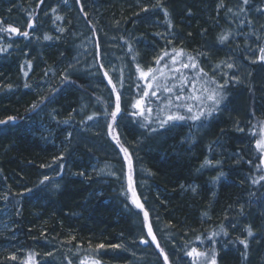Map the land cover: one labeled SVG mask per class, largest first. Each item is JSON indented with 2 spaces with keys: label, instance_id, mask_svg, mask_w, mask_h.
<instances>
[{
  "label": "trees",
  "instance_id": "16d2710c",
  "mask_svg": "<svg viewBox=\"0 0 264 264\" xmlns=\"http://www.w3.org/2000/svg\"><path fill=\"white\" fill-rule=\"evenodd\" d=\"M150 2L70 0L67 5L62 0H0V27L12 26L21 33L28 32L27 37L0 32V121H7L0 124V207L9 209L7 213L14 226L9 236L0 234V264H21L10 262L8 256V251L18 241L29 246L32 239L52 237L84 247L101 244L112 247L129 240L136 232L132 217L116 202V194L110 193L96 178L83 174L96 159H103L97 150L77 145L74 156L59 161L70 164L69 171L62 172L60 189L48 194L40 186L43 168L60 156V149L37 134L31 121L35 108L41 101L52 99L47 113L52 112L60 129L66 131L69 127L64 122L72 121L69 113L76 97L79 93H90L81 76L63 73L73 49L60 40L67 34L64 32L67 24H72L77 12L85 24H90L93 38L98 34L90 19H99L103 29L123 26V32L129 34L123 42L126 55L132 56L136 46L139 56L132 58L138 63L174 51L193 57L199 69L204 67L205 59L211 64L227 58L231 62L247 63L243 48L247 50L257 45L259 38L260 42L263 39L262 32L258 39L253 35L246 39V33L249 29L254 32L258 20L264 22V0H249L246 5L242 0ZM221 36L228 39L221 41ZM98 46L100 48L99 41ZM254 72L246 87L240 85L241 82H226L221 86L219 80L213 78L216 87L223 88L227 94L198 139L191 122L177 127L164 126L157 129L160 135L150 134L136 153L140 163L151 173L146 193L151 210H147L148 214L159 217L180 234L201 228L190 239L191 245L198 246V238L203 242L217 240L224 250L219 264H245V249H242L245 245L240 240L224 237L227 235L221 225V222L225 224L224 216H233L237 223L246 222L245 229L250 228L251 232L261 222L256 207H261L264 200L262 203L254 199L264 189L259 165L235 160L237 151H241L243 159L248 157L239 145L245 138L242 135L249 134V141L254 136L251 125H247L242 134L234 127L247 117L257 118L252 102L257 88ZM32 103H36L35 108H29ZM222 108L225 112L223 109L220 113ZM262 111L264 113V107ZM123 130L130 141L136 142L132 126L124 125ZM219 170L225 172L226 180L216 175ZM245 192L250 194L249 202ZM203 221L214 228L203 229L204 225L200 224ZM259 230L255 229V237ZM259 245L251 246L248 264H264V241L260 248ZM101 258V264H113L117 259L123 261L108 255ZM183 259L189 260L186 256Z\"/></svg>",
  "mask_w": 264,
  "mask_h": 264
},
{
  "label": "rangeland",
  "instance_id": "374dc122",
  "mask_svg": "<svg viewBox=\"0 0 264 264\" xmlns=\"http://www.w3.org/2000/svg\"><path fill=\"white\" fill-rule=\"evenodd\" d=\"M62 1L67 5L70 4V0ZM150 1V3H155L159 0ZM74 8L76 10V7ZM94 13L93 11V14ZM80 15L81 14L77 12V14L74 15L72 24L70 25L68 22L67 29L64 31L67 32V34L60 40L61 43L66 42V45L73 49L72 56L63 73L65 76H81L86 81L85 87L89 89L90 93H79L76 97L75 105L69 113L72 121L64 122V125L69 127L66 131L60 129L52 112L47 113V108L51 104L52 99H49L45 103L41 101L35 108L34 116L31 121H33L37 134L41 138L55 143L60 149V156L43 168L40 176V181H43V183H41L40 186L41 188L44 187V190L48 194H54L60 189L62 172H68L70 164L59 161L64 159V157L66 158V156H74L77 145L97 150L100 152L103 159H96L89 165L88 169L83 174L96 178L98 183L109 188L110 193L116 194V202L121 205V210L124 213L132 217L133 224L136 226V232L132 238L122 241L121 244L112 247L104 246L102 248L97 246L84 247L79 244L74 245L66 240L52 237H42L38 241L32 239L29 246L25 244L21 245L20 241H18V244L12 245V250L8 251L9 261L21 264L29 260L31 264H80L81 260L87 259L89 264H91V260L94 259L101 264V257L108 255L113 259L120 257V259L123 260L120 261L117 259L116 263L113 264H165L164 255L166 254L168 256V264H192V258L187 256L186 253L193 247V245H191L193 243L190 239L193 238L201 228L189 229L190 231L180 234L174 232L169 226H166L165 223L155 215H149L148 220L145 221L144 212L147 210L151 211L148 204L149 201L146 198V193L150 186L149 180L151 178V173L140 163L136 153L140 144H142L150 134L160 135L161 133L159 134L157 129L164 126L177 127L181 123L186 124L191 122L193 123L192 128L196 135L195 137L198 139L205 133L210 117L215 115L218 109L215 107V110L212 111L210 116L201 117L199 121L186 119L184 121L168 123L161 126L158 119L164 118L169 111V109H165L163 112L161 111V109L164 108L162 99L169 95L161 90L158 91L159 99L156 97L145 98V107L152 108L151 114L145 112L144 116L139 115V110L134 108L133 105L141 98L146 81L140 78V73L137 71V68L139 67L146 71L151 67L153 69H160L165 76H178L179 73L170 72V68L180 67L179 64L172 65L171 57L176 56L178 61L183 60V62L188 63L187 60L189 56L184 54L183 56H179L177 53L181 51H174L170 55L160 53L153 59L146 62L140 60V63H138L134 59L139 56L136 46L134 47L136 52H133L132 56L126 55V46L123 45V42L124 39L127 37L129 38V34L123 32L122 25L124 24H120L122 27L106 26V28L103 29L99 19H90L96 27L95 31L98 34L97 39L92 37L90 24H85L82 15ZM91 28L94 29L93 27ZM260 29L264 31V22L262 20H258L255 24L254 32L249 29L246 33V39L251 35L255 36V39H258L261 32L263 34V39L260 42L259 38L257 45L250 46L247 50L243 48L244 52L247 53V63H241L239 61L231 62L232 60L227 58L217 64H211L210 60L205 59L206 61H203L204 67L200 68L206 72V75H202L198 71V66L197 69L181 68L180 70L181 73L188 76L190 80L196 77L195 80H192V83L195 84L196 92H193L192 84H188L183 93L185 97L184 102L195 106L193 108L194 113L199 108H204L205 111H207L208 108L213 106L212 102L207 99H204L203 103L188 99V97L192 95L206 97L207 93L200 91L202 86L218 90L220 95L224 98L227 94L225 93L226 90L223 88L219 90L216 87L214 79H218L221 86L226 82H232L233 84H240L241 82L240 85L246 87L253 71L256 72H254V77L255 86H257V88L254 86L255 94L251 97L254 107L258 112L257 118H255V116H253L252 119L247 117L245 122L242 121L243 124L237 123L238 125L236 124L234 126L240 129L241 134L244 132L247 125L254 127L251 130L254 136L250 137V140L253 142L249 141L248 134L242 135L245 136L246 139L242 138L243 141L239 143L242 147V152L247 154L248 157L243 159L241 151H237L235 159L238 163L241 160L246 161L247 165L249 164L251 166H254L253 164L258 166L257 160L261 156V153L255 148V141L264 134L262 133L264 121H261L264 116L262 111V107H264V61L259 59L261 55L259 48L264 47V32ZM98 41L101 50L98 46ZM95 53H97V55ZM161 56H163L164 59L160 64H157L156 60ZM0 59H2V56H0ZM228 64H232L233 67L228 68ZM165 65H168V67H165ZM104 72L108 73L107 77L104 76ZM157 74L159 75V73ZM109 78L112 80V84L108 83ZM169 83H176L179 85L180 81L170 80ZM113 84L116 86L115 92L112 90ZM48 91H52L50 86L48 87ZM117 94L120 95L121 112L117 115L116 120L113 121L111 112L115 110ZM174 95L175 93H173V96ZM36 103H32L29 108L33 107ZM236 104L237 101L235 105ZM224 108L220 109L219 112L221 113ZM225 109L223 112H225ZM171 110L175 111V109ZM179 112L188 115L184 108L179 109ZM133 113L137 114L133 115ZM89 116H93L94 118L89 120ZM110 124L112 125L111 129L109 128ZM128 124L132 126L136 132L134 140L136 142L130 141L124 133L123 126ZM113 137L117 139H113ZM117 140L119 143H117ZM121 147L128 150L131 158L132 186L136 192V198L143 205L142 209L138 208L133 203L132 194L128 191L129 167L128 161L121 151ZM258 169L259 172L262 173L259 166ZM255 173L256 172H254V174ZM216 175L222 176L221 178L225 179V172H222V170L217 171ZM45 177H48V179L45 180ZM190 189L193 190L194 187L192 186ZM249 196L250 194L245 192L246 201L250 200ZM257 198L263 203L264 189L260 191L258 197L254 199L257 200ZM256 209L259 210L257 218L261 220L260 224L255 226V229H260L256 237L253 235L255 234L254 228H252V234L249 235L248 231L245 229L248 224H245L246 222L243 221L240 222V220L239 223H237L238 221L232 219L233 216L231 215L230 217H228V215L224 216L223 221H225V224L221 222L223 231L227 233V235L224 236L227 240H243L247 244V247L244 246L242 248L245 249L243 260L245 264H248V259L251 257V246L256 248L254 245L263 244L264 241V204H262L261 207H256ZM0 210V234L7 233L9 236V233L14 227L12 226L13 223L10 219V215L7 213L9 209H5L1 206ZM253 214L256 215V211H254ZM253 214L252 217H250L252 219ZM250 218L248 220L249 222L251 221ZM148 224L151 225L153 234L156 237L155 243H153L151 237L147 235ZM200 224L204 225L203 229L207 231L214 228V226L211 228V225L206 224L204 221ZM198 239L196 240L198 241L196 242L198 246L195 247L200 251L203 250L209 253L214 252L216 262L219 264L220 256L224 252L223 247H220L218 244L219 242L212 239L203 242ZM255 239H257L256 242L252 244ZM142 240H148L149 243L143 244L141 242ZM35 242H39L41 244L40 247L35 245ZM157 244H159V247H157ZM262 244L259 245V248ZM42 245L44 247H42ZM161 249H163V253H161ZM236 251L238 252V250ZM13 255L17 257L16 260L11 259ZM184 256L189 260L183 259Z\"/></svg>",
  "mask_w": 264,
  "mask_h": 264
},
{
  "label": "snow or ice",
  "instance_id": "6c2138e0",
  "mask_svg": "<svg viewBox=\"0 0 264 264\" xmlns=\"http://www.w3.org/2000/svg\"><path fill=\"white\" fill-rule=\"evenodd\" d=\"M77 2H79V0H77ZM243 4H248L249 0H242ZM229 11H231V9H229ZM59 18V17H58ZM32 25L29 24V28H31ZM2 31H8L9 33H15L18 35H22L24 37L28 36V32H20L18 28L16 27H12L9 26L7 29H4L3 27H0V32ZM45 39H48V37L46 36ZM221 41H225L228 39L227 36H221L220 37ZM259 52L261 53L259 59L261 61H264V47L259 48ZM165 55H168L167 53H165ZM177 55L179 56H183V52L177 53ZM164 59L163 56L159 57L156 60L157 64H160L161 61ZM188 63L183 62V60H177L176 56H172L171 57V62L172 65H176L179 64L180 67L178 68H170V72H175V73H179L178 76H165V74L160 70V69H153L151 67H149L146 71L140 69L139 67L137 68V71L140 73V78L142 80L146 81V85H145V89L143 90V94L141 96L140 99H138L136 101V103L133 105L134 108L138 109L139 112L138 114L141 116L145 115V112H147L148 114H151L152 112V108L151 107H145V98H149V97H156L159 99L158 97V91H163L165 93H168L169 95L167 97H164L162 99V103L164 104V108L161 109V111H165V109H169V111L167 112L166 116L162 119H158V122L161 124V126H163L164 124H168V123H175L178 121H184L186 119L192 120V121H199L201 119V117H207L210 116L212 111L215 110V107L218 106L221 102V100L223 99V96L220 95L219 91L216 89H209L206 86H202L200 91L207 93L206 97H203L201 95H192L190 97H188V99L191 100H196L200 103H203L204 99L210 100L212 102V107L208 108L207 111H205L204 108H199L195 113L193 112V108L195 107L192 104H188L185 103V97L183 95L184 93V89L188 84H192V88H193V92H196V87L195 84L192 83V80H195L196 77H193L192 80L189 79L188 76L184 75L183 73H181V68L183 69H188V68H192V69H197V65L195 63V60L193 57H188ZM29 67H31V65H29ZM165 67H168V65H165ZM228 68H232L233 65L232 64H228L227 65ZM198 71L202 74V75H206V73H203V69H198ZM159 73V75L157 74ZM27 75V73H25ZM104 76L107 77L108 73L104 72ZM176 81L179 80L180 83L179 85H177L176 83H169V81ZM108 83L112 84V80L109 78L108 79ZM112 90L115 92L116 91V86L113 84ZM173 93H175V95L173 96ZM33 107L35 108L36 105H33ZM184 108L186 110V112L188 113V115H184L181 114L179 112V109ZM171 109H175V111L171 110ZM121 112V106H120V95L117 94L116 96V102H115V110L111 112V117L112 120L115 121L117 118V115ZM137 113H133V115H136ZM94 117L93 116H89L88 119L92 120ZM9 120H12L13 118L9 117ZM7 121H0V124H5ZM109 128H112V125H109ZM262 133H264V129H262ZM113 139H117L116 137H113ZM117 143H119V141L117 140ZM255 148L259 151V153H261L260 156V163L264 164V134H262L260 136L259 139H257L255 141ZM121 151L124 153L125 158L128 161V167H129V176H128V182H129V188L128 191L131 192L132 197H133V203L138 207V208H143V205L139 202V200L136 198V192L132 186V177H131V170H132V161L131 158L129 156L128 150L126 148L121 147ZM48 177H45V180H47ZM261 180H264V176L260 177ZM255 182V181H254ZM43 183V181L41 182ZM148 212L145 211L144 212V219L145 221L148 220ZM223 230V229H222ZM248 234L251 235V229L249 228L248 230ZM147 235L149 237H151V241L153 243L156 242V237L153 234V230L150 224L147 225ZM213 235H216L215 233ZM142 243H149L148 240H142ZM241 244H244L245 247H247V244L245 243V241L241 240L240 241ZM97 247L102 248L104 247V245H98ZM157 247H159V244H157ZM161 253H163V249H161ZM187 256L192 258V264H217L216 262V258H215V253H209L207 251H200L198 250L196 247H192L189 251H187L186 253ZM11 259L16 260L17 257L15 255H13L11 257ZM164 261L165 264H168V256L165 254L164 255ZM23 264H31V261H25L23 262ZM80 264H89V261L87 259L85 260H81ZM91 264H99L98 261L96 260H91Z\"/></svg>",
  "mask_w": 264,
  "mask_h": 264
},
{
  "label": "water",
  "instance_id": "95a60500",
  "mask_svg": "<svg viewBox=\"0 0 264 264\" xmlns=\"http://www.w3.org/2000/svg\"><path fill=\"white\" fill-rule=\"evenodd\" d=\"M258 164H259V167H260V169L262 170V173H263V175H264V164H261V163H260V157L258 158Z\"/></svg>",
  "mask_w": 264,
  "mask_h": 264
},
{
  "label": "flooded vegetation",
  "instance_id": "af4514ba",
  "mask_svg": "<svg viewBox=\"0 0 264 264\" xmlns=\"http://www.w3.org/2000/svg\"><path fill=\"white\" fill-rule=\"evenodd\" d=\"M262 176H264V175H262Z\"/></svg>",
  "mask_w": 264,
  "mask_h": 264
}]
</instances>
